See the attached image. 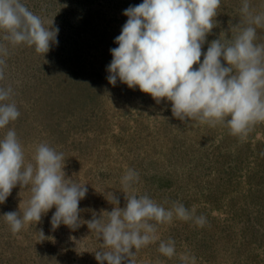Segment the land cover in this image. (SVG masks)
<instances>
[{"label": "rangeland", "instance_id": "1", "mask_svg": "<svg viewBox=\"0 0 264 264\" xmlns=\"http://www.w3.org/2000/svg\"><path fill=\"white\" fill-rule=\"evenodd\" d=\"M22 2L45 27H59L58 43L37 53L34 46L12 45L0 30V44L8 49L0 87L12 88L10 99L20 111L0 129V138L14 129L26 162L40 143L62 152L66 178L88 189L79 204L84 221L93 210L111 211L105 191L119 197L120 207L125 194L148 195L165 208L179 202L205 217L203 225L175 216L158 224L160 239L175 241V255H162L156 241L136 250L135 264H264V121L246 135H233L225 124L182 122L169 102L157 104L138 88L110 85L106 69L127 20L123 12L142 0ZM249 3L264 12V0ZM242 7L243 0H221L204 51L213 40L230 39L232 26H247ZM256 31L257 42L264 43V26ZM128 168L139 181L125 193L121 178ZM30 196L17 185L0 204V215L22 214ZM54 211L15 233L0 217V264H99L96 233L86 223L53 229Z\"/></svg>", "mask_w": 264, "mask_h": 264}, {"label": "clouds", "instance_id": "2", "mask_svg": "<svg viewBox=\"0 0 264 264\" xmlns=\"http://www.w3.org/2000/svg\"><path fill=\"white\" fill-rule=\"evenodd\" d=\"M221 0H142L123 12L127 17L111 48L112 60L107 65V80L129 88H138L157 104L169 102L173 117L180 121L225 124L233 135H246L251 125L264 121V43H258L256 28L264 26V12H254L249 0L241 9L246 25L236 24L234 35L225 41L203 45L217 24L214 18ZM0 30L12 45L26 44L37 53L46 54L58 43L59 27H45L22 0H0ZM8 49L0 44V79L4 78V57ZM203 59L201 60V57ZM193 65H196L194 68ZM11 87H0V129L20 116ZM62 152L47 143L35 147L31 161L17 133L9 129L0 138V204L13 188H28L31 196L23 213L9 211L0 215L13 233L31 222H39L53 207L50 224L76 229L86 223L101 243L95 252L99 264H135V252L159 241L158 251L175 255V241L161 240L157 225L169 223L173 217L194 220L203 225L205 217L194 209L174 202L165 208L148 195L125 194L139 181L136 170L128 168L121 178L126 204L113 191H105V199L113 206L101 210L84 221L80 218V201L86 197V184L66 178ZM153 221L155 223H153ZM83 222V223H81ZM41 237L44 233L41 230Z\"/></svg>", "mask_w": 264, "mask_h": 264}]
</instances>
